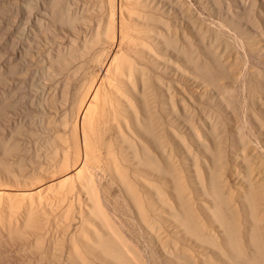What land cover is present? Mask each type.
<instances>
[{
  "label": "bare ground",
  "instance_id": "obj_1",
  "mask_svg": "<svg viewBox=\"0 0 264 264\" xmlns=\"http://www.w3.org/2000/svg\"><path fill=\"white\" fill-rule=\"evenodd\" d=\"M106 1L36 0L38 36H74L38 83L100 63L61 117L41 91L0 129V262L264 264V0H195L217 26L184 0Z\"/></svg>",
  "mask_w": 264,
  "mask_h": 264
},
{
  "label": "rangeland",
  "instance_id": "obj_2",
  "mask_svg": "<svg viewBox=\"0 0 264 264\" xmlns=\"http://www.w3.org/2000/svg\"><path fill=\"white\" fill-rule=\"evenodd\" d=\"M24 1V2H23ZM28 1V2H27ZM0 0V65H1V67H0V70H2L1 68H3V70H4V72L6 71V76L4 77V80L5 81H3V82H1L0 84H1V86H0V92L2 91L3 92V90H4V92L5 91H7L6 92V95H5V93H1L0 94V109L2 110H0V112H3V110L5 109L7 112H9L10 114L8 115V113L6 114V111L5 112H3L4 113V115L6 114V116H4L2 113L0 114V129H4L5 127H7L8 126V121H13V119H14V121H18V120H21L22 122H24L25 124H27V121L25 120L27 117H29V116H31V115H33L32 113L34 112H36V106H33L29 101L31 100V98L33 99V97H36V99L34 98V100H37L38 98H39V96H40V94L43 92L44 94H49L50 95V93L52 94V95H55V97H57L56 99L57 100H59V101H63V102H65L66 101V98H67V101H66V103L67 104H65V105H63V104H59V105H56L54 108H52L51 110H49V115L52 117V118H56V117H59L62 113H63V111H69V109H70V105H72V102H73V100L75 99V100H79V97L80 96H78L81 92H82V94H80L81 95V97H82V95L84 94V92H83V90H84V88L86 87V86H84V87H82L83 85L81 84V82L80 81H82V77H84V78H86L85 80H87V82L90 84L91 82H89L88 80H90L91 79V81H92V79L93 78H95L96 79V77H97V69L95 68L96 66L98 67V65H99V63L100 62H96L95 60H94V62H96V63H98V64H96V66H95V64H94V62H92L91 60L93 59V57L95 56L96 57V53L95 52H97V50L96 49H94V51H92L91 52V55H93V57L92 58H90L91 60V62H92V64H91V62H89V68H87V66L88 65H86L87 63H85V66H83V68H82V71L85 69V67H86V69L84 70V73L83 72H80V75L82 76L83 74H85V72H87L88 71V73H86L85 75H83L82 77L80 76V78L79 77H77V79H75V78H72L71 77V75L70 74H68L67 75V72L66 71H56V74H57V72H58V74L57 75H55L54 76V78L52 77L51 78V76L47 79V82H45V84H42V82L40 83H38L37 81L38 80H35V79H37V78H40L39 76H41L42 74V70H40L41 69V65H39L40 63H42V60L43 59H41V58H44V55L48 52V50H49V48L51 49V51L52 52H55L56 51V44L58 45L59 43L60 44H62V45H68V40H69V38L68 37H72V38H74V36L73 35H70V34H67V32L66 33H64V34H61V33H55V34H52V33H50L51 35H49V34H45V36H38V33H39V30L37 29L38 27H37V20H40V13L38 14V9L40 8V6H39V3L37 4V2H36V0ZM38 1V0H37ZM100 1H101V4H100ZM106 1V0H105ZM104 1V2H105ZM183 1V0H182ZM186 1V3H189V2H191L190 4H191V6H192V8L194 9V8H199V9H197L194 13L196 14L195 15V19H197L198 20V18H196V17H198L199 16V20H201L200 18H202L204 21H205V24H204V21H203V25L205 26V25H209V26H217V25H219V24H221L220 23V21L218 20V18L216 17V15H214V14H212V13H210V11L209 10H207V9H205L203 6H201L199 3H197L195 0H184V2ZM32 2H35L37 5H35V3L33 4ZM102 0H97V2L95 3V9L97 10V9H99L100 11L101 10H106L107 8V1L104 3ZM194 2V3H193ZM23 3H24V5H25V8H26V5H27V3H31L34 7H32V12L30 11V12H28L29 11V9L28 8H24V5H23ZM106 5L105 7H104V5ZM30 4V6H32ZM193 4V5H192ZM262 4V3H261ZM100 5H102L104 8H106V9H104V8H102V6L100 7ZM35 6H37L36 8H35ZM98 6V7H97ZM261 6V5H260ZM204 9H203V8ZM34 8V9H33ZM102 8V9H101ZM261 8H262V6H261ZM25 9V10H24ZM31 9V8H30ZM37 10V11H36ZM195 10V9H194ZM193 10V11H194ZM26 11V12H25ZM102 12V11H101ZM196 12H198V14L196 13ZM33 13V14H32ZM38 14V15H37ZM202 15V16H201ZM40 17V18H37V20H35V18L36 17ZM211 17V18H210ZM31 20H30V19ZM209 20H208V19ZM27 19H29V21L27 20ZM33 19V20H32ZM96 19V18H95ZM207 19V20H206ZM198 20V21H199ZM31 21H33V22H31ZM29 22V23H28ZM36 22V23H35ZM93 22V21H92ZM207 23V24H206ZM214 23V24H213ZM207 25V26H208ZM30 26V27H29ZM31 28V29H30ZM32 30V32L30 31V30ZM36 29V30H35ZM33 30H34V32H33ZM224 30H226V28L224 27ZM34 34V35H31V34ZM31 35V36H30ZM35 35H37L36 36V39H41V41H39V39L38 40H36L35 39ZM40 35H42V34H40ZM52 35H54V38H56L57 36L59 37H57L56 39H53L52 37ZM55 35H56V37H55ZM69 35V36H68ZM32 36H34V38H32ZM68 36V37H67ZM30 37H31V39H33L32 41L30 40ZM38 37V38H37ZM47 37V38H46ZM64 38V39H63ZM71 38V39H72ZM47 41H46V40ZM60 39V40H59ZM35 40V41H34ZM62 40H63V42H62ZM31 41V42H30ZM36 41H38V42H36ZM70 41V40H69ZM37 44H36V43ZM48 42V43H47ZM38 43H40V44H38ZM54 45H53V44ZM65 43H67V44H65ZM7 44H9V45H7ZM38 45V46H34V45ZM45 44V45H44ZM59 44V45H60ZM29 45V46H28ZM50 45V46H49ZM61 45V46H62ZM45 48H44V47ZM47 46V47H46ZM100 47H98V52H100L101 51V55H102V52H103V50H105V53H106V51H108V50H106L105 48L103 49V48H101V47H107V46H102V45H99ZM33 47H35V48H33ZM38 47H39V49H38ZM49 47V48H48ZM51 47H53L54 48V50L51 48ZM28 48H30V49H28ZM47 48V49H46ZM95 48H97V47H95ZM35 49H38L37 51L39 52V54H37V56H36V51H35ZM103 49V50H102ZM100 50V51H99ZM47 51V52H46ZM41 52V53H40ZM43 52V53H42ZM35 53V54H34ZM26 54H28L27 55V57H25L26 56ZM42 54V55H41ZM44 54V55H43ZM95 54V55H94ZM100 54H98L97 53V57H100L101 55ZM103 54H104V52H103ZM17 55L19 56V57H17ZM32 55V56H31ZM35 55V57H34V59H33V56ZM40 55V56H39ZM90 55V56H91ZM105 56H106V54H104ZM102 56L101 58H97L99 61L101 60L102 61V58H104L105 56ZM16 56V57H15ZM39 57H40V59H39ZM95 57H94V59H95ZM28 58V59H27ZM38 59H39V61H38ZM88 61H89V58H88ZM39 62V63H38ZM26 63V64H25ZM37 63V64H36ZM254 63H255V61H254ZM6 64H7V66H6ZM8 64L9 65H13L12 67L10 66V68H9V70L12 72V74L10 75V73H7V68L9 67L8 66ZM16 64V65H15ZM93 67H92V66ZM71 66L73 67V65H70V68H71ZM92 67V70L94 71H96V77L93 75L94 73H95V71L92 73H90V68ZM262 66V65H261ZM260 66V69L262 70V71H264V64H263V66L261 67ZM26 67V68H25ZM12 68V69H11ZM17 68V69H16ZM16 69V70H15ZM19 69V70H18ZM21 69V70H20ZM35 69V71H33ZM37 69V70H36ZM90 69V70H89ZM14 70L16 71L15 72V74L13 73L14 72ZM26 70H28L27 72H26ZM91 70V71H92ZM153 70H155V69H153ZM17 71L19 72H21V74H20V72H19V74H17L18 76H16L15 77V75H16V73H17ZM32 71V72H31ZM41 73H40V72ZM25 72V73H24ZM148 72V74L150 75V76H152V77H154V75H160L161 76V78L163 79V82H168V77L165 75V74H163V73H160V72H157L156 70L155 71H152V68L150 67L149 68V70L147 71ZM24 73V74H23ZM62 73V74H61ZM63 73H65V75L67 76V77H65L64 76V74ZM83 73V74H82ZM92 74L91 76H90V74ZM151 73V74H150ZM8 74H9V76H8ZM14 74V75H13ZM29 74H30V77H33V78H31L30 79V77H29ZM89 74V75H88ZM32 75V76H31ZM58 78H57V77ZM70 76V77H69ZM90 79H89V78ZM7 78V79H6ZM64 78V79H63ZM68 78H70V79H68ZM88 78V79H87ZM32 81L33 79V81L31 82L30 80ZM63 79V80H62ZM166 79V80H165ZM6 80H7V83H6ZM10 80V81H9ZM23 80V81H22ZM56 80V81H55ZM62 80V81H61ZM66 80H69L70 81V83L68 84V83H66L65 84V81ZM74 80V81H73ZM77 80V81H76ZM80 80V81H79ZM84 80V79H83ZM84 80V81H85ZM94 80V79H93ZM12 81H14V82H12ZM16 81V82H15ZM40 81V80H39ZM21 82H22V84H21ZM66 82H68V81H66ZM86 82V81H85ZM83 83L84 85H86V83ZM10 83H11V85H10ZM14 83H16L17 85H15ZM30 83H33V84H31V86H30ZM38 83V84H37ZM53 85H52V84ZM61 83H62V85H61ZM81 84V86H80V84ZM4 84V85H3ZM40 84V86H38ZM151 84H152V86H153V88H155V89H161L160 87L158 88V86H157V84H156V82L154 81V79L152 78L151 79ZM5 85H7V86H5ZM21 85V86H20ZM46 85V86H45ZM9 86H11L10 88H11V90H10V92H12V93H10L9 95H7V93H9V91H8V88H9ZM15 86H16V88L18 89H16L15 88ZM20 86V87H19ZM23 86H25V87H23ZM30 86V87H29ZM36 86V87H35ZM67 86H68V88H67ZM89 85L87 84V87H88ZM157 86V87H156ZM4 87V88H3ZM6 87V88H5ZM8 87V88H7ZM22 87H23V89H22ZM39 87H45V90L44 89H42V88H39ZM58 87V88H57ZM62 87H64V90L62 89ZM65 87H66V91H65ZM79 87L80 88H83L82 90L81 89H79ZM15 88V89H14ZM20 88V89H19ZM25 88V89H24ZM49 88H51V89H49ZM12 89H14V90H12ZM49 89V90H48ZM87 88H85V90H86ZM17 90V91H16ZM34 90V91H33ZM78 92H77V91ZM84 90V91H85ZM162 90V89H161ZM14 91H16V93L14 92ZM32 91V92H31ZM42 91V92H41ZM48 91H50V92H48ZM52 91V92H51ZM63 91V92H62ZM80 91V92H79ZM14 92V93H13ZM38 92H40V93H38ZM46 92V93H45ZM60 92H62L63 94H64V92H65V97L63 96L62 97V93H60ZM68 93V95H67V93ZM77 93V94H76ZM11 94H12V97L13 98H15V96H16V100L14 101V100H12V97H11ZM17 94V95H16ZM60 94H61V96H60ZM178 94V93H177ZM263 95L262 96H264V93H262ZM4 95V96H3ZM22 95V96H21ZM26 95V96H25ZM6 96H8L9 98H7ZM33 96V97H32ZM69 96V97H68ZM76 96V97H75ZM78 96V97H77ZM178 96H179V94H178ZM18 97V98H17ZM29 97V98H28ZM60 97V98H59ZM72 97V98H71ZM6 98H7V100H6ZM22 98V100H24L23 102L20 100ZM59 98V99H58ZM65 98V99H64ZM262 98H264V97H262ZM17 99H19V100H17ZM71 99V100H70ZM81 99V98H80ZM7 102H6V101ZM10 100H12V101H10V103L11 102H14V103H16L17 102V104H14V106L12 107V106H10V107H3V104H4V101H5V103L7 104V103H9V101ZM29 100V101H28ZM264 100V99H263ZM2 101H3V103H2ZM72 101V102H71ZM158 101H159V99H158ZM71 102V103H70ZM19 103H23V104H25V105H23V104H19ZM28 103H30V104H28ZM5 104V105H6ZM31 105H32V107H31ZM17 106V107H16ZM65 106V107H64ZM57 107V108H56ZM61 107V108H60ZM67 107V108H66ZM4 108V109H3ZM20 108V109H19ZM26 108V109H25ZM35 109V110H34ZM56 109V110H55ZM64 109V110H63ZM66 109H68V110H66ZM27 110V111H26ZM60 110H62V111H60ZM28 111L31 113L30 115H28L29 113H28ZM55 112H56V114H55ZM28 113V114H27ZM58 113V114H57ZM12 114V115H11ZM52 114V115H51ZM2 115V116H1ZM25 115V116H24ZM56 115V116H55ZM59 115V116H58ZM13 116V117H12ZM15 116V117H14ZM53 116H55V117H53ZM17 117H19V118H21V119H17ZM61 117V116H60ZM13 118V119H12ZM12 119V120H11ZM25 120V121H24ZM6 123V124H5ZM58 129V131L59 132H62V130H60L59 128H57ZM71 129H72V126H71ZM70 127H69V133H70ZM72 131V130H71ZM68 133V134H69ZM261 133V132H260ZM62 136H63V134L62 133H60ZM70 135L71 134H69V137H70ZM261 136L263 135L262 133L260 134ZM68 136V135H67ZM261 136H260V138H261ZM263 137V136H262ZM264 138H262V139H260V147H262V149L260 148V153H262V155H264V145H263V143L262 142H264V140H263ZM261 140H263V141H261ZM24 141H26V140H24ZM23 141V142H24ZM71 142V141H70ZM32 147V146H31ZM262 151V152H261ZM22 155H24V154H22ZM27 162V161H26ZM25 162V160H24V164L26 163ZM26 165V164H25ZM49 226V225H48ZM47 226V227H48ZM51 233H52V231H48V236H50L51 235ZM48 236H47V238H48ZM41 241H43V239L41 240ZM44 241H45V239H44ZM16 257L15 258H17V259H19V255L18 254H16L15 255ZM5 261H8V260H5ZM1 263H3V264H12L10 261H8V262H0V264ZM15 264V263H14Z\"/></svg>",
  "mask_w": 264,
  "mask_h": 264
}]
</instances>
